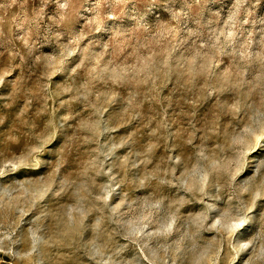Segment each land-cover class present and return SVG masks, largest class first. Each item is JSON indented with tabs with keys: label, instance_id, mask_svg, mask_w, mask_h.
Masks as SVG:
<instances>
[{
	"label": "clouds",
	"instance_id": "9594fccd",
	"mask_svg": "<svg viewBox=\"0 0 264 264\" xmlns=\"http://www.w3.org/2000/svg\"><path fill=\"white\" fill-rule=\"evenodd\" d=\"M17 3L0 2V22ZM74 10L76 0H41L31 15L21 5L16 34L0 29L21 60L19 77L0 71V90L59 100L43 129L16 136L19 151L0 140V256L264 264V0H84L82 27L62 31ZM33 36L54 51L37 54ZM73 143L84 151L64 172Z\"/></svg>",
	"mask_w": 264,
	"mask_h": 264
},
{
	"label": "rangeland",
	"instance_id": "374dc122",
	"mask_svg": "<svg viewBox=\"0 0 264 264\" xmlns=\"http://www.w3.org/2000/svg\"><path fill=\"white\" fill-rule=\"evenodd\" d=\"M2 2V0H0ZM138 6L143 7L150 0H136ZM84 4V0H76V10L80 9L81 5ZM23 5V8L28 15L32 14L33 9H38L41 7V0H18V3L13 6L11 12L4 17L3 21L0 22V29L4 31L6 37H10L16 34L17 30L14 27L12 16L13 14L19 13L20 6ZM76 10L73 11V14L68 23L62 26V31L70 30L72 27L83 25V21L79 20ZM46 11L49 14H53L55 12V5L50 3L47 6ZM2 15V14H0ZM33 40H38L40 45L37 54L40 53H52L54 48L45 44L42 38H37L35 36L31 37ZM66 42V38H65ZM16 48L24 50V46L19 42L15 44ZM12 47V43L7 39L0 41V71L9 67V65L16 66L15 71L13 72L11 77L8 79H15L21 75V69L19 65L21 64V60L19 56L12 57L10 55L9 49ZM31 67V61H28L27 65H25L24 75L27 78V86L33 88L34 90L37 87V79L39 77V73L35 70L28 71ZM59 80H63V77H59ZM56 80H53V86L55 87ZM0 92L7 95L8 99L6 102L0 101V140H7L8 146L13 151H19L23 147V141L18 144L16 142V136L20 134L26 128H30L33 125L38 126V129H43L45 126V122L51 116L52 109H59V100H50L47 103V107H45L42 99L33 100L32 104H27L24 99V92L21 91L13 95V89L8 86L5 89L0 90ZM79 105H73V109H78ZM145 111H147V105L145 106ZM122 133H126L127 129H122ZM142 135V134H140ZM140 136L138 135V139ZM67 141L63 138H57L52 147L54 149H61ZM84 151V147H80L77 144L73 143L69 148L64 151V158L67 161L66 166L62 169V171L67 172L69 169L74 168V160L77 157L78 152L82 154ZM48 155V153H46ZM53 164L49 168V172H51L52 167L55 166L57 160L59 159L56 152L52 154ZM257 157L264 158V150H261L256 153ZM0 260H3L5 264L8 262V257L0 256Z\"/></svg>",
	"mask_w": 264,
	"mask_h": 264
}]
</instances>
